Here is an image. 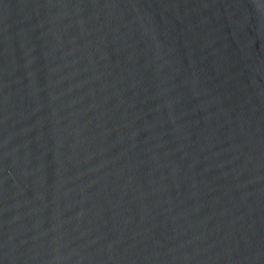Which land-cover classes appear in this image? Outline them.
<instances>
[{"label": "water", "instance_id": "95a60500", "mask_svg": "<svg viewBox=\"0 0 264 264\" xmlns=\"http://www.w3.org/2000/svg\"><path fill=\"white\" fill-rule=\"evenodd\" d=\"M0 264H264V0H0Z\"/></svg>", "mask_w": 264, "mask_h": 264}]
</instances>
